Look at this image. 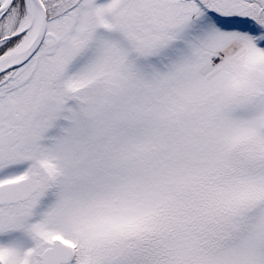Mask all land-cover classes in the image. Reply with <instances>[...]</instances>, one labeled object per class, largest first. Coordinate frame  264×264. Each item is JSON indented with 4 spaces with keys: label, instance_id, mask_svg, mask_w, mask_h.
<instances>
[{
    "label": "snow or ice",
    "instance_id": "6c2138e0",
    "mask_svg": "<svg viewBox=\"0 0 264 264\" xmlns=\"http://www.w3.org/2000/svg\"><path fill=\"white\" fill-rule=\"evenodd\" d=\"M0 264H264V0H0Z\"/></svg>",
    "mask_w": 264,
    "mask_h": 264
}]
</instances>
